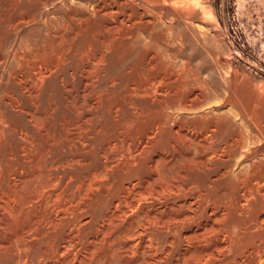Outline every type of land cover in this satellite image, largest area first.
Returning a JSON list of instances; mask_svg holds the SVG:
<instances>
[{"label":"rangeland","instance_id":"1","mask_svg":"<svg viewBox=\"0 0 264 264\" xmlns=\"http://www.w3.org/2000/svg\"><path fill=\"white\" fill-rule=\"evenodd\" d=\"M103 1L0 0L1 67L15 79L13 97L0 101V145L29 156L35 174L62 147L66 192H79L82 203L93 198L61 262L55 249L65 210L44 233L54 210L38 201L14 215L0 202V264H120L134 258L117 257L125 240H91L108 206L103 195L129 179L145 194L176 182L230 206L237 176L228 170L264 163V0L166 2L180 18L145 0H121L131 16L124 17ZM141 9L147 14L135 18ZM181 66L188 83L179 82ZM218 115L250 132L233 158L226 143L235 127ZM252 208L260 206L246 214Z\"/></svg>","mask_w":264,"mask_h":264},{"label":"bare ground","instance_id":"2","mask_svg":"<svg viewBox=\"0 0 264 264\" xmlns=\"http://www.w3.org/2000/svg\"><path fill=\"white\" fill-rule=\"evenodd\" d=\"M145 1L157 8L164 6L167 10L170 9L174 16L180 18L183 15L181 10L174 7L168 9L164 4L181 2L184 3V7L193 8L192 4L198 0ZM102 5L111 13H122L125 3L121 0L117 2L106 0ZM125 14L124 17L130 16ZM138 14L142 17L147 12L141 9L134 17L136 18ZM195 16L200 14L196 13ZM3 53L5 52H0V101L14 94L9 90V86L15 81L12 79L14 78L12 71H8L4 77L5 71L1 65L6 54ZM180 68L182 75L179 77V82L183 80L188 83L189 80L183 75L186 74V68L183 66ZM198 78L194 75L192 77L194 80ZM195 86L197 85H191L192 88ZM4 104V102L0 103V110ZM216 121L235 127V133L226 143L230 158H233L238 152L239 145H242L247 138H251L250 132H245L242 124L232 123L226 116H219ZM251 125L253 129L258 128L253 120ZM2 137L4 135L0 128V139ZM11 138L9 135L8 139ZM26 152L30 155L31 149L26 148ZM63 152L64 149L61 147L55 149L53 155L46 154L42 158L38 173L35 174L29 156L24 160L22 156L20 158L19 152V157H13L11 147L6 140L0 145V202L8 205L10 212H13L12 214L15 212L14 215L17 214L16 210L21 209L26 213L30 212L38 201L41 202V207L54 210L49 217L47 216L52 228L42 226L44 233L54 230L57 226L54 221L58 218L57 213L61 210L66 211L59 217L60 226L57 227L60 228L62 235L55 249L58 262H61L60 257L69 251V242L74 240L76 227L78 228L77 225L82 223V218L90 210L89 205L93 201L92 198L87 203H82L79 192H66V185L63 184V161L59 160ZM227 164L230 167L228 162ZM257 167L258 169L255 170ZM262 167L264 163L259 165L246 163L234 173L228 170L230 177L237 176V179H234L237 181L233 185L236 192L235 201L230 206L228 203L225 205L210 201L209 197L201 192L195 193L186 189L182 183L172 182L169 185L158 183L155 190L145 194V190L137 188L135 182L130 179L124 181L117 194L111 197L108 194L103 195V201L108 200V206L101 219L103 223L95 226L91 240L102 237L125 240L126 243L119 249L117 257L130 252L134 258L124 261L120 259V264H261L263 262L261 255L264 253ZM250 168L255 171L249 170ZM254 172L258 175L259 181L249 180V177L255 176ZM93 178L95 176L88 182L90 188L95 187L96 180L94 181ZM37 188L39 190L35 194ZM148 197L150 201L146 200ZM251 204L260 208L258 210L252 208V213L246 214ZM246 256L248 258L245 259Z\"/></svg>","mask_w":264,"mask_h":264}]
</instances>
